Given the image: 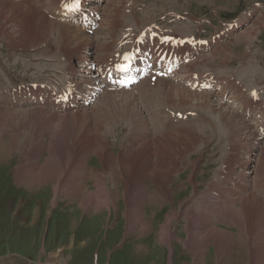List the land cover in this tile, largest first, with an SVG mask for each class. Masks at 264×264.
I'll return each mask as SVG.
<instances>
[{
    "label": "rangeland",
    "instance_id": "rangeland-1",
    "mask_svg": "<svg viewBox=\"0 0 264 264\" xmlns=\"http://www.w3.org/2000/svg\"><path fill=\"white\" fill-rule=\"evenodd\" d=\"M28 1L31 4L32 2H36L32 5L40 11L43 18H46H44V21L63 25L62 23L64 22H61L58 19L55 10L58 7L56 4H59L64 0H45L44 4L40 2L41 0ZM9 2L20 3L16 1ZM37 2H40L41 4H37ZM255 3H259L262 9H256L254 7ZM114 6L118 8L117 13L112 12ZM100 7L102 24H100L95 35H88V37L86 33H83L81 28H76L82 32V36L85 39L87 38L85 43L89 40V45H85L86 47L80 51L72 47L69 50L73 51L74 49L76 53H79H74L75 55L73 56L75 60L78 56L77 62H79L80 56L85 55V59H91L94 61H97L99 57L103 58L104 56H110L116 50L118 38L121 35L124 36L126 34L123 33V31L127 28L132 29L134 32L139 31V33H142L155 26L161 33H167L165 35L179 38L182 41H186L188 44L192 40L198 38V36H201L204 39H209L217 32L216 29H223L227 23L233 20H241L243 23L248 21L242 31L237 35H234L230 40L222 44L213 52L208 51L203 54L199 53L193 57L192 60L183 67L184 69L179 72L178 77H180L179 79H183L186 72L189 70L191 71V75H203L211 72L212 74L218 73V76L221 77L222 74L227 79L238 83V85L242 87L243 93L246 95L252 90H261L262 101L259 102V104L264 106V0H108L107 2L101 3ZM250 14H252V16ZM248 15H250V18H246ZM22 21V19L15 21V24H19L18 28L20 33L15 31V34L11 36V38L0 36V95H4L2 92H9L10 90H13V88L19 87L22 84H29V86H31L33 83H37L39 85L53 87L62 96L61 89H64L66 83L64 82L65 74L69 73L72 68H76V61L72 60V58L69 59L70 55L68 54V50H65L64 47L61 46L59 37H56L58 35L57 28L49 31L47 36L28 38L29 36L28 33L26 34L25 22L23 23ZM115 22L117 26L115 25ZM15 24L10 22L9 26L13 27ZM22 25L25 27V29L22 27L24 29L23 34L21 33ZM95 42H97V44ZM52 50H54V52H52ZM57 51L58 53H56ZM95 54L98 55L92 59ZM66 58L70 61L72 60V62L66 63ZM78 72L79 75H81V73L84 75L83 72H86L85 76L87 77V71H80L78 69L76 75ZM91 78L92 77L88 79ZM71 81L78 83L80 91L85 89L83 87L84 84H81V82L78 81L76 82L75 77H73ZM147 83L148 84L144 86H138L139 88L136 90L133 89L128 92L119 91V93H108L106 90L101 89L100 91H104L98 96H95V100H89L90 102L86 108H84L89 109L87 111H89L90 116L96 120L95 110L97 108H99L97 109V112L100 110L102 107L100 102L106 94L111 95L110 97L113 96V99L115 95L125 93V95H121L122 97H120V99L125 96L133 98L137 112L139 108L141 109L139 114L141 117L140 121L146 120L148 125L151 124L152 129H149L151 134L152 132H158V135L160 136L172 134L173 132L175 136H173V140L171 139L172 142L176 141L175 143L170 141L169 144H165L163 147V150L167 147L165 151L162 150V146L160 148V151H162L160 154L166 156V159L168 156H170L169 158L172 157L173 162H176L175 165L178 167V169H174V172L172 173L173 177L171 176V184L167 187L169 189L163 190L164 197L169 200L167 199L168 201L165 200L163 202L164 206L163 204L158 203L153 207H144L146 221L147 223L150 221L149 225L151 224L150 226L153 228L151 231H144L142 234H138V230H136V233L135 231L132 233L127 232L128 226L123 215L125 206L121 199L116 201L115 206L111 205L109 209L106 208L108 211L105 208L100 212H94L88 209L78 210V202L71 198L62 196L54 201V188L52 186L46 187L37 192L34 189H32V191L27 190L26 188L24 189V184H18V182H16L18 176H28V174H30L29 176H32V173H35L36 171L38 173L45 167L44 165L51 157L52 150L50 149L52 148V141L55 137L56 141L58 140L57 142L64 141L67 142L68 145H71L74 142V137L77 138L83 131L84 134L89 137L90 135H88V131L91 129L93 132L96 131L95 134H97L98 137L105 138L102 139L103 141L105 140V143H109L114 156L125 154V152L127 153V150L131 148V145L129 144L130 140H132L130 130L133 128V124L126 122L125 119L120 121L116 119L117 121L113 120L108 124L98 117V122L93 120L94 124L91 123L88 127L80 125L81 127H79L82 130V132H80L81 130L78 126L72 127L71 124H69L70 122H66V124L65 120H63V123L66 125H62L61 120L64 115L75 114L84 111L83 109L54 114L45 107L31 106L25 108V111H31V113L25 112L24 114V108H17L10 104L6 105L0 103V109H2V106L3 109L8 108V110L6 109L2 110L3 112H0V264H198L196 261L199 259H201L199 264H251L256 260L255 257H252L250 247H248L249 244L247 245L243 242L242 244L236 242L235 245L232 246L229 256H224L218 261V263L216 261L215 249L211 245H208V250L203 256L199 259H194L192 254H190V248L192 247L190 245H192L191 243L195 244V242H198L201 237L193 242L187 243L188 233H186L187 229L185 228L189 226L191 222H195L198 217L201 218V220H203V218H208L209 216L211 218L209 217L208 220L213 218L211 214L207 215L208 213L206 212L208 211L205 209L200 208V210H198L199 208L196 207L198 205L196 199L197 197H204V194L210 195L209 192L213 194L212 191L208 190L212 188L211 184L215 183L216 180L218 182V187H220L221 184H226V186L221 189L223 192L226 189H229L232 191H238V193H242V195H255V197H262L260 199L264 202V164L263 162L261 163L258 161L260 155L264 154V142L255 144V146L248 143L247 140L249 139L248 136L250 135V132L249 129H247L248 126L241 118L239 110L231 108L232 105H229V107L225 105L223 106L220 101H217L218 99L216 100L215 98H212L215 108L224 113L234 114L235 112L234 118L236 119V123L240 125V131L234 141L240 142L239 144L243 145L241 148L243 147V149L247 148L252 150L251 155L249 154L251 151L248 152V150H246L245 152H242V150H239L237 154L232 156L233 161L230 160L231 155L234 154L228 147V143L231 142L232 137L230 136L228 129L220 128L218 126L219 119L216 120V116L213 117L214 114L208 111L207 112L212 115L204 113L195 100L189 101V105H183L180 107L146 105L145 102L139 99L142 94V98L148 99L154 94V92L159 93L160 95L157 97L158 100L161 98L160 88L164 83H171L177 88L181 87L178 83L165 79H159L156 83H151L149 81H147ZM181 89L191 92L183 87H181ZM140 93L142 94L140 95ZM191 94L195 96H209L205 93L192 92ZM240 97H244L242 93L240 94ZM1 98L2 97L0 96V99ZM137 103L140 106H138ZM245 104L247 103L243 102V105ZM37 108L44 110L43 113H41L42 115L45 111V113H47L48 110L53 116L58 117L52 118V115L49 112L53 120L49 119V117L47 118L48 115H46V117L44 115L43 117L46 120L45 121L40 112L36 111V113L33 114L32 111ZM179 110L180 112H184V110L193 111L196 118H190L192 121L185 125L179 123L174 125L173 128H170L168 126L169 123H166V116L162 114L167 111L177 113ZM37 112L41 116H39ZM160 112L162 113L160 114ZM255 115H257L259 120H255L251 125L252 130L262 123V118L257 107L255 108ZM60 116L62 118H59ZM200 118H204V122L205 120L211 121V126L214 128L217 127L220 131L205 127V124L203 123L204 128L200 134L206 138L205 141L202 137V139H197V144L194 145V147L189 145L187 146L189 149H187L185 148V145L183 146L185 149L182 148V145L179 144L177 140V138L181 137V134H178V137L176 132L182 128L188 129L186 128L187 126L194 125ZM55 120H57V122ZM43 121L47 122V124ZM99 121H102L101 123L104 125L100 126L101 123ZM203 121L201 120V125ZM68 124L71 129L68 127ZM60 126L61 129H63L62 132L60 131ZM64 126L66 128H63ZM92 126H95V128H92ZM64 129L66 131L68 130V133H66ZM193 129L194 128H192V130ZM92 131L91 133H93ZM59 133L62 135V138L60 136L58 138ZM64 134L66 136H64ZM250 136H252V134ZM68 138L70 139L69 141ZM78 138L79 140L80 138L83 141L86 140L82 137ZM176 144L180 146H177ZM225 147L231 153L226 151ZM41 148L46 150H43V152ZM120 148H122V150ZM132 149L133 152L137 149V146H135V149L132 147ZM176 153H178V155ZM243 156H245V158L249 156L248 158L250 159L251 165L247 167L246 171H251L252 173L250 176H247L248 187L239 190L237 186H235L234 189L233 184L239 180V177L237 176V173L239 172V158ZM176 157L178 159H176ZM88 160L86 166L88 168L97 169L101 175L100 172L103 171V167L96 156L92 155ZM167 160L169 161V159ZM80 162L81 161L72 160V163H69L70 165H68L69 167L64 170L63 176H70V174L71 176H79V174L84 176L85 172L81 170L83 167H80ZM245 166H243V168ZM70 167H73V170L75 171ZM177 167L175 166L174 168ZM29 168H34V170H30V173ZM23 171H26L27 173H23ZM218 176H224L225 179L219 180L220 178L217 179ZM225 176L229 177L230 181H228V178ZM241 176H246V174L241 173ZM131 177L134 178L136 176ZM240 178L243 180L244 177ZM103 179H107L106 176H104ZM161 182L164 183L162 178ZM149 184H151L149 189L154 191L156 189L154 184ZM88 185L91 191L96 187L93 182H89ZM121 189H123L122 185L120 191H122ZM135 193H137V191H135ZM242 195H235V198L243 197ZM212 198L214 199L215 197ZM237 204L239 207L240 203ZM190 208L192 209L190 210ZM187 209L188 211L190 210V213L186 212ZM196 210L198 211L197 213ZM174 212L178 214V218L173 221V231L176 239L170 246H166L164 243L160 244L161 242L157 239L156 234L160 233L167 217ZM191 213H194L195 215ZM204 213L205 215H203ZM186 215L190 216L188 217ZM187 217L189 219L188 221H185ZM215 228L228 231L234 234L235 237H238V234H242L245 231L244 229L239 230L236 226L226 227L225 225H220V223ZM201 234V236L204 235L203 233ZM250 240L252 241L251 243L254 244L255 241L253 240V237ZM185 244H187V247H184ZM198 244V247L201 246L200 243ZM263 244L264 242L262 241L260 246ZM261 247L263 250L264 245ZM259 252L261 253L259 254L260 259L257 258L259 261L256 264H264V252L260 250Z\"/></svg>",
    "mask_w": 264,
    "mask_h": 264
},
{
    "label": "bare ground",
    "instance_id": "bare-ground-1",
    "mask_svg": "<svg viewBox=\"0 0 264 264\" xmlns=\"http://www.w3.org/2000/svg\"><path fill=\"white\" fill-rule=\"evenodd\" d=\"M9 1H11V0H8V1L0 0V36L1 37L11 38V36H13L15 34V31L17 33H20V30L18 28L19 24L18 23L15 24L16 23L15 21L22 19L23 20L22 22L23 23L25 22L26 34L28 33V36H29L28 38H31V37L40 38L39 36H47L49 31H52L53 29L57 28L58 35L56 37H59V41L61 43V46L64 47L65 50H68V52H69L68 54L70 55V57H71V55L73 57L75 55L74 53H76L74 51V49H73V51H69L71 49V47L80 51L81 49L86 47L85 45H89V40L86 41V43H85V40H87V38L85 39L82 36V32L77 30L76 28L73 29V28L67 27L65 25H60V24L58 25L54 22L44 21L45 17L43 18L41 16L42 14H40V11L37 8H35V6H33L34 3H36V2H34V3L32 2V4H33L32 5L28 0H23L20 3L9 2ZM40 2H42V0ZM40 2H39V4H41ZM37 4H38V2H37ZM55 4H56V2H55ZM92 12H96V9H94ZM112 12L117 13L118 8L114 6L112 8ZM10 22L14 23L15 25L13 27L9 26ZM115 25H116V22H115ZM22 27H23V25L21 26V28ZM23 28L25 29V27H23ZM23 28L21 30L22 34L24 33ZM108 29H109V27H108ZM247 33H248V31H247ZM96 38H98V37H96ZM95 43L97 44V42H95ZM106 44H105V46H106ZM102 45H104V44H102ZM97 46H99V45H97ZM52 52H54V50H52ZM104 52H106V51H104ZM56 53H58V51ZM76 54H79V53L77 52ZM85 56H80L79 62H80L81 58L85 59L86 58ZM87 56H88V54H87ZM70 57H69V59H71ZM76 58L78 59V56ZM66 59L67 60H65V61H68V63L71 62L68 58H66ZM81 62H83V61H81ZM87 73L88 74H87L86 78L92 77V75H89V74H91V72H87ZM146 84H148L147 81L140 84L139 87L144 86ZM160 89H161V98L158 100H157V97L160 94L156 93V92H154V94L151 97H149L148 99L142 98V95H143L142 94L143 92H142V93H140V95L141 94L142 95L139 99L141 101L145 102L146 105L147 104H149L150 106L161 105V106H168V107L169 106L180 107L183 105H189V103H188L189 101H192V100L197 101V103L200 106V109L202 111H204V113H207V115L209 114L208 112H211L212 114H214L213 117L216 116V120L219 119L218 120L219 121L218 126L220 128L228 129V131L230 132V136L232 137L231 142L230 143L227 142V143H228L229 150L234 153L230 157V160L233 161L232 156L237 154L239 150L243 149V147L241 148V146H243V145L239 144L240 142L234 141V140H236L235 137L237 136L238 132L240 131V125H238V123H236V121H235L236 119L234 118L235 112H234V114L233 113H224V112H222L219 109L214 107V103L212 101L213 97H210V96L206 97L205 95L195 96V95L191 94L192 92H188L184 89H181V87L180 88L174 87L171 83H164ZM117 93H119V92H117ZM121 95H125V93L117 94L112 99L113 96L110 97L111 95L106 94L102 98V101L100 102V104L102 106V107L100 106L101 107L100 110L98 112H97V109H99V108H97L95 110L96 120H95V118L93 119L90 116L89 111H87L89 109H83L84 111H80L78 113L71 114V115L68 114L69 116L64 115L63 118L60 116L59 118H62V120H61L62 123L60 122L62 125L63 124L66 125L67 124L66 122H70L69 124H71L72 127L73 126L79 127L80 125L83 127H88V126H90L89 124H91V123L94 124L93 120H95V122L96 121L98 122L97 119H99V118L103 119L104 122L108 123V124L111 123L113 120L115 121L116 119L119 121L122 119H125L126 122H130L131 124H133V128L132 129L130 128L131 129L130 135H131L132 140H130L129 144L131 145L130 146L131 148L127 150V153L125 152V154H119L120 156L119 155L114 156L112 153V150H111L112 148L110 147L109 143H105L104 142L105 140L103 141L102 138H104V137H102V138L98 137L97 134H95L96 131L93 132L91 129L89 130L88 128H87L89 130L88 135H90V136L87 137V135L84 134V131L82 132V130L80 128L81 126H80L79 128L81 131L80 130L79 131L82 133L78 137L85 138L86 139L85 141L81 140V138L79 140L78 137L77 138L74 137L75 138L73 140L74 142L71 145H68V143L64 142V141L57 142L58 140L56 141V137H55L54 140L52 139L53 140L52 141L53 145H51L52 148L49 147V148H51L50 150H52V154H51L50 159L47 158L49 160L48 161L46 160L47 163L44 165L45 167L42 169L40 168L41 171L38 173L36 171L35 172L36 174L32 173L33 174V175L31 174L32 176H29L30 174H28V176H18L16 178V182H18V184H20V183L24 184V189L26 188L27 190H31V191H32V189H34L37 192L41 189L52 186L54 188V190H53L54 201L58 197H62V196L66 197V198H71V199L76 200L78 202V204H77L78 210H87L88 209V210H92L94 212H100L103 208L109 209L111 205L115 206L116 201L121 199L124 203V206H125V211H124L123 215L126 219L127 226H128L127 232L132 233L133 231H135V233H136V230H138V234H140V233L142 234L144 231H146V232L151 231L153 228L152 226H150L151 224L149 225L150 221L148 223L146 221V214L144 212V207L145 206H149V207L152 206L153 207V206H156L158 203L163 204V202L168 199V198L166 199V197H164L163 190L169 189L167 187L170 186V184H171L172 173L174 172V169H176V170L178 169L177 165H175L176 162L175 163L173 162L172 157L171 158H169L170 156L167 157V159H169V161H170L169 162L165 158L166 156L160 154L162 152V151H160L161 146H162V150H163L164 145L165 144L167 145L170 143L174 134L172 132V134H168V135L166 134V135H160L159 136L158 132H156V133L152 132V134H154V135H152L150 130H149V129H152L151 124H150L151 122L149 123L150 125H148L146 120L140 121L141 117L139 114L141 112V109L139 108L138 112H137V110L135 108L136 105L134 106L133 98L130 96H125L124 98L120 99V97H122ZM0 96L3 97L2 94ZM136 96H137V94H136ZM115 97H117V98H115ZM136 99H137V97H136ZM100 104H98V105H100ZM137 105H138V103H137ZM138 106H140V105H138ZM142 106H143V104H142ZM195 107H196V105H195ZM225 108H224V111H225ZM6 109L8 110V108H6ZM6 109H3V106H2V109H0V112H3L2 110H6ZM11 110H12V108H11ZM36 111L40 112V114H41V113H43L44 110L41 108L40 109H38V108L34 109V111H32L33 114L36 113ZM92 111H93V109H92ZM25 112L31 113V111H25L24 110V114H25ZM45 112L43 115L41 114L42 117L44 115H45V117H46V115H48L47 118L49 117V119H52L53 117H58V116H53V114L49 111L50 114L52 115V118H51V115L49 114L48 110H47V113H45ZM211 113L209 115H212ZM26 114H28V113H26ZM38 115H39V113H38ZM41 115H39V116H41ZM101 115H102V118H101ZM142 115H143V113H142ZM43 119H44V117H43ZM63 120H65L66 124L63 123ZM157 120H158V118H157ZM157 120H156V122H157ZM201 120L203 121L204 118H200L199 121L197 123H195L194 125L187 126L186 128H188V129L182 128L181 130H178L176 132L177 136H178V134L179 135L181 134V137L178 136L179 138H177V140H178V143L182 145V148H184L183 146H185V145H186L185 148H187V149H189L187 147L189 145L194 147V145L197 144V139H202L203 135L201 136L200 132L203 130L204 124H205V127L212 128L214 130L215 129L219 130L216 127L217 125L215 126L216 128L211 126V121H208V120H205V122L203 121L202 125H201L200 124ZM55 121L57 122V120H55ZM218 121H216V122H218ZM44 123L47 124V122H44ZM50 123H52V122H50ZM155 123H153V124H155ZM69 124H68V127H69ZM95 124H97V123H95ZM103 125L101 123L100 126H103ZM156 125H158V124H156ZM159 125H160V123H159ZM61 126H60V129H61ZM96 126H98V125H96ZM83 127H82V129H83ZM63 128H66V127L64 126ZM92 128H95V126L94 127L92 126ZM192 128H194V129L192 130ZM70 129H69V131H70ZM62 130L63 129H61L60 131L62 132ZM67 131H66V133H68ZM91 131L93 133H91ZM60 133L58 135V138H59V136L62 138V135H60ZM223 134H224V132H223ZM64 136H66V135L64 134ZM69 136H70V134H69ZM128 136H129V134H128ZM126 138H128V137H126ZM205 139L206 138L203 137L204 141H205ZM69 140L70 139L68 138V141ZM71 142H72V140H71ZM175 142H172V143H175ZM135 146H137V149H135ZM138 146H140V147H138ZM177 146H180V145H177ZM191 146H190V148H191ZM56 147H58V148H56ZM132 147L135 149L133 152H132V150H133ZM166 148H164V149L166 150ZM41 149H42V151L44 150V148H41ZM120 149L122 150V148H120ZM225 149H226V151H229V150H227L226 147H225ZM47 150H49V149H47ZM165 150H163V151H165ZM178 151H179V149H178ZM188 151H190V150H188ZM249 151L250 150H248V152ZM171 153H174V152H171ZM178 153H176V154L178 155ZM163 154H164V152H163ZM92 155L96 156V158L98 159V161L100 162V164L103 167V171L100 172L102 176L99 174L97 169L88 168L86 166L87 161H89L88 159ZM165 155H167V154H165ZM180 156H181V153H180ZM177 157H176V159H178ZM72 160L73 161H81L79 165L81 168L83 167L81 170H83L85 172L84 176H82L81 174H79V176H74V175L71 176V174H70V176H63L64 170H66L69 167L68 165H70L69 163H72ZM246 161H249V160H246ZM258 161L261 163L263 162V164H264V154L260 155V158L258 159ZM244 164L247 165V162H245ZM245 165H243V166H245ZM175 166L177 168H174ZM243 166H242V168H243ZM70 168H72V170H73V167H70ZM32 169L34 170V168H32ZM32 169L29 168V171ZM77 169H78V167H77ZM73 171H75V170H73ZM24 172H26V171H23V173ZM30 173H31V171H30ZM67 173H69V172H67ZM104 176H106L107 179H103ZM131 176H136V177L132 178ZM240 176H241V174H240ZM161 178H162V180H164V183L161 182ZM89 182H93L94 186H96L93 191L90 190V187L88 185ZM149 183L154 184V186L156 188V189L153 188V189H155L154 191H151V189H149L150 188L149 186L151 185ZM121 185L123 188V189H121L122 191H120ZM211 187H212V189H209L208 191H212L213 194H211V192H209L210 195L204 194V197H202V198L197 197V199H196L197 202L196 201L195 202L198 203V205L196 206L197 208H199L198 210H200V208H201V209H205L206 211H208V212H206V211H204V212L208 213L207 215L211 214L213 217L212 219L214 221L212 219L208 220L210 216L208 218H203V220H201V218L198 217L195 222H191V223L189 222L190 223V224L188 223L189 226L186 225L187 227L185 229H187L186 233H188V238H187L188 242L187 243L193 242L194 240L201 237V239H199L198 242H195L196 245L193 243H191L192 245L188 244V245L192 246L190 248L191 249L190 254H192L194 259H196V258L199 259L208 250V245L209 246L211 245L215 249L216 261L218 263V261H220L224 256H229V253L232 250V246L235 245L236 242H239L240 244H242V242H243L247 245L249 244L248 247H250L252 257L256 258V260L253 261L251 264H256L259 261L257 258L260 259L259 254H261V253L259 252V250L264 252V249L262 250V247H261L264 244L260 246V243L262 244V241L264 242V202L260 199L262 197H260V198L258 196L255 197V195L250 196L247 193L246 194L248 196L244 194L245 196H247V197H245L244 195H242V193H238V191H232L229 189H226L223 192V191H221L220 187H218L217 181L215 183L211 184ZM135 191H137V193H135ZM236 192L238 193L239 196L242 195L243 197L235 198ZM253 192H254V190H253ZM165 194H166V192H165ZM170 195H172V194H170ZM224 195H226V196L228 195V198H224ZM212 197H215V198L213 199ZM237 203H240L239 207L237 206L238 205ZM163 206H164V204H163ZM186 208H188V207H186ZM191 209L192 208H190V210ZM189 211H188V209L186 210V212H189ZM197 212L198 211L196 210V213ZM174 213L172 215L170 214V216H168L167 219L165 218L166 222H165V224L163 223L164 224L163 228H161L160 233L156 234L157 239H159V242H161L160 244L164 243V244H166V246L167 245L170 246L173 243V241L176 239V236L174 235V231H173V227H174L173 221H175L178 218V214L176 212H174ZM184 214H187V213H184ZM191 214L195 215L194 213H191ZM203 215H205V213ZM186 216H188V215H186ZM188 217H187V219H185V221H188V219H189ZM183 218H184V216H183ZM190 219H191V217H190ZM193 219H192V221H193ZM219 223H220V225H225L226 227L227 226H236L239 230L244 229L245 231L242 234H238V237H235L234 234H232L228 231H224V230H221L219 228H215L216 226H218ZM174 230H175V228H174ZM201 233H203L204 235L201 236L202 235ZM252 237H253V240L256 242L255 243L253 241L254 244H252L251 243L252 241L250 240ZM198 243H200L201 246L198 247L197 246V245H199ZM186 245L187 244H185L184 247ZM263 256H264V254H263ZM200 260L201 259L197 260L196 263L199 264Z\"/></svg>",
    "mask_w": 264,
    "mask_h": 264
},
{
    "label": "snow or ice",
    "instance_id": "snow-or-ice-1",
    "mask_svg": "<svg viewBox=\"0 0 264 264\" xmlns=\"http://www.w3.org/2000/svg\"><path fill=\"white\" fill-rule=\"evenodd\" d=\"M79 6V0H74V3L71 5H65V7H68L70 9H75ZM124 59L127 61L128 59H130V57L125 56ZM253 95H255V93H253Z\"/></svg>",
    "mask_w": 264,
    "mask_h": 264
}]
</instances>
